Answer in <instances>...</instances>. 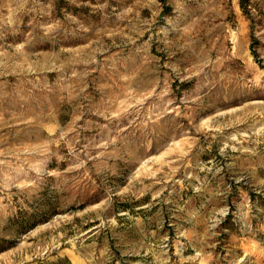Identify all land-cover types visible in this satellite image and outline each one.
Wrapping results in <instances>:
<instances>
[{
    "label": "rangeland",
    "instance_id": "obj_1",
    "mask_svg": "<svg viewBox=\"0 0 264 264\" xmlns=\"http://www.w3.org/2000/svg\"><path fill=\"white\" fill-rule=\"evenodd\" d=\"M0 264H264V0H0Z\"/></svg>",
    "mask_w": 264,
    "mask_h": 264
},
{
    "label": "trees",
    "instance_id": "obj_2",
    "mask_svg": "<svg viewBox=\"0 0 264 264\" xmlns=\"http://www.w3.org/2000/svg\"><path fill=\"white\" fill-rule=\"evenodd\" d=\"M241 6L244 7V3L241 2Z\"/></svg>",
    "mask_w": 264,
    "mask_h": 264
}]
</instances>
